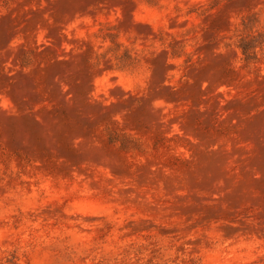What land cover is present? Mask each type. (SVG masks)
Wrapping results in <instances>:
<instances>
[{
  "label": "rangeland",
  "instance_id": "1",
  "mask_svg": "<svg viewBox=\"0 0 264 264\" xmlns=\"http://www.w3.org/2000/svg\"><path fill=\"white\" fill-rule=\"evenodd\" d=\"M0 264H264V0H0Z\"/></svg>",
  "mask_w": 264,
  "mask_h": 264
}]
</instances>
